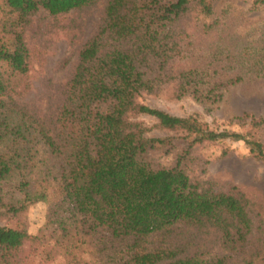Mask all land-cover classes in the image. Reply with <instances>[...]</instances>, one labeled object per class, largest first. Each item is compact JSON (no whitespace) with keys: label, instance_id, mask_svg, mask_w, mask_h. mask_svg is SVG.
I'll use <instances>...</instances> for the list:
<instances>
[{"label":"trees","instance_id":"trees-1","mask_svg":"<svg viewBox=\"0 0 264 264\" xmlns=\"http://www.w3.org/2000/svg\"><path fill=\"white\" fill-rule=\"evenodd\" d=\"M2 1L17 23L39 10L58 16L100 1L106 5L102 28L79 51L56 106L17 102L14 95L21 93L0 77V202L5 187L21 195V207H10L12 215L26 204L45 202L52 226L49 236L0 226V264H19L16 253L30 240L53 243L65 257L73 249L86 252L92 264H228L227 254L243 249L250 233L248 201L239 192L193 183L182 163L191 146L227 139L242 140L264 161L263 145L254 133L212 131L193 116L137 102L142 92L156 93L171 74L167 66L176 46L171 26L192 0ZM196 6L204 17L213 14L211 0H197ZM20 38L12 48L0 44V62L14 77L29 71V52ZM177 82L181 94L187 87L200 89L193 69L178 74ZM140 115L185 133L188 147L174 166L155 168L148 161L152 150L169 141L146 137L142 123L132 120ZM262 125L264 117L251 118L250 130ZM198 230L217 234L226 253L211 255L207 239L198 246Z\"/></svg>","mask_w":264,"mask_h":264},{"label":"rangeland","instance_id":"rangeland-1","mask_svg":"<svg viewBox=\"0 0 264 264\" xmlns=\"http://www.w3.org/2000/svg\"><path fill=\"white\" fill-rule=\"evenodd\" d=\"M160 1L163 4L169 0ZM211 1V16L204 17L196 6L197 0H192L189 11L172 23L176 46L167 66L171 74L162 78L156 93L142 92L137 102L174 116H193L212 131L254 133L264 148V125L250 130L252 117H264V0ZM105 5V1H100L87 9L58 16L39 10L27 22L17 23L16 15L0 0V44L12 48L20 35L29 52V71L25 76L14 77L0 62V77L10 83L13 91L21 93L14 95L17 102L45 109L61 101L79 51L102 28ZM189 69L198 73L200 89L187 87V92L181 94L178 74ZM212 87L214 90L207 93ZM132 120L142 123L146 137L169 141V145L148 154L151 165L174 166L188 147L185 133L160 128L155 119L144 115ZM182 166L193 183L202 187L210 184L222 193L239 192L247 199L250 233L243 249L227 254V263L264 264V161L254 158L242 140L227 139L191 146ZM12 193L5 187L0 226L22 229L30 236H47L52 229L48 204H26L12 215L10 207L19 209L22 205L21 195ZM49 199H53L52 194ZM196 234L198 246L207 239L211 255L226 253L218 247L217 234L205 236L201 230ZM52 244L27 241L16 253V260L19 264H92L86 252L73 249V255L65 257ZM81 248L90 250L87 245Z\"/></svg>","mask_w":264,"mask_h":264}]
</instances>
